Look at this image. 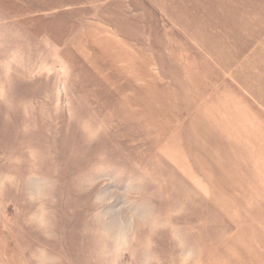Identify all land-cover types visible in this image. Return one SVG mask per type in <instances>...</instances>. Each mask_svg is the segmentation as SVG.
Here are the masks:
<instances>
[{
  "label": "rangeland",
  "instance_id": "1",
  "mask_svg": "<svg viewBox=\"0 0 264 264\" xmlns=\"http://www.w3.org/2000/svg\"><path fill=\"white\" fill-rule=\"evenodd\" d=\"M257 2L0 0V264H198L233 178L168 48L260 41Z\"/></svg>",
  "mask_w": 264,
  "mask_h": 264
},
{
  "label": "crops",
  "instance_id": "2",
  "mask_svg": "<svg viewBox=\"0 0 264 264\" xmlns=\"http://www.w3.org/2000/svg\"><path fill=\"white\" fill-rule=\"evenodd\" d=\"M257 1V10L250 4L251 10L264 18V2ZM214 40L168 48L173 60L181 59L188 91L178 119L184 130L208 131L193 133L200 134L195 143L212 155L218 177L233 178L231 200L222 186L218 201L201 208L209 211L211 234H201L193 260L264 264V38L238 46Z\"/></svg>",
  "mask_w": 264,
  "mask_h": 264
}]
</instances>
